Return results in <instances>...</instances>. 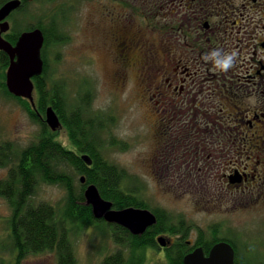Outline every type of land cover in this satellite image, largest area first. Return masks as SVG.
Here are the masks:
<instances>
[{"label":"rangeland","instance_id":"1","mask_svg":"<svg viewBox=\"0 0 264 264\" xmlns=\"http://www.w3.org/2000/svg\"><path fill=\"white\" fill-rule=\"evenodd\" d=\"M132 6L138 10L144 7L152 15L156 9L153 0H35L25 10H16L8 20L15 29L38 23L45 26L54 13L65 11L63 31L69 40L49 46L47 72L51 82L63 85L68 107H76L78 93L89 90L92 99L86 106L93 113H109L115 118L109 130L100 136L107 160L127 172L130 186L140 190L151 208L164 209L190 226L187 240L195 241L201 230L207 236L211 234L208 231H216L219 237H233L237 241L241 263L264 264V193H260L264 190L255 185V179L249 178L235 187L224 177L234 173L235 167L256 168L255 158H247L246 151L258 139L252 141V131L245 129L233 147L210 145L203 130L175 124L170 96L164 101L145 92L144 81L136 76L131 64H127L129 81H119V16L129 15L126 8ZM109 7L116 14L113 24L105 19ZM152 15L150 18L136 11L135 22L126 34L153 41L157 33L147 28L158 18ZM139 29L141 37L134 36ZM41 130V124L29 116L26 107L0 89V144L12 142L16 152H20L39 140ZM58 132L57 139L67 148L72 147L65 130ZM120 140L127 142L128 148L120 149L111 143ZM240 151L243 154L237 156ZM9 166H0V181L8 176ZM66 171L80 185V175L72 168ZM67 200V191L61 185L42 181L32 197L34 203L53 205L59 217ZM11 215L9 203L0 196V264H11L16 256ZM67 226L72 229L78 264H100L118 249L106 225L97 224L81 231L70 223ZM247 250L252 257L244 253ZM165 256L161 248H150L146 264H166ZM21 264H58V260L56 253L49 251L28 254Z\"/></svg>","mask_w":264,"mask_h":264},{"label":"trees","instance_id":"2","mask_svg":"<svg viewBox=\"0 0 264 264\" xmlns=\"http://www.w3.org/2000/svg\"><path fill=\"white\" fill-rule=\"evenodd\" d=\"M8 0H0V7ZM35 1V0H34ZM55 1V0H50ZM28 0H23L17 9L23 11L28 7ZM65 11L54 13L47 25L29 24L24 29H15L11 24L8 40L15 44L24 31L40 28L45 36L42 48L44 61L43 73L34 77L35 107L28 99L12 95L6 85V68L10 58L0 50V89L8 96L19 101L32 119L37 120L42 127L39 140L24 150L16 152L12 142L0 144V166H9L8 176L0 181V196L5 198L12 209L10 217L11 238L16 256L11 264H21L22 259L31 253L54 251L58 264H78L74 253L72 229L68 223L79 231L106 225L111 230L112 238L118 249L106 256L100 264H146L148 249L159 250V236L180 235L177 245L166 249L164 262L166 264H184L185 255L191 250L202 247L209 254L212 245L221 241L233 242L237 254L236 263L240 262L237 241L232 237H219L216 231L209 236L203 231L199 233L193 247L188 246L187 236L190 226H186L172 213L161 209L151 208L142 199L140 190L131 187L129 175L122 168L107 160L102 151L101 134L108 131L115 118L109 113H93L89 107L92 99L91 91L78 93V105L68 107L63 85L51 82L47 72V49L49 46L65 44L69 37L63 31ZM15 25V23H14ZM88 105L86 106V104ZM52 106L58 114L62 127L59 130L67 133L72 147L67 148L57 139L58 131L54 132L46 122V109ZM89 114V116L85 117ZM57 139V140H56ZM113 146L120 149L128 148V143L120 140L111 141ZM88 154L92 165L88 166L81 158ZM66 168H72L86 182L76 185L74 178L67 174ZM61 185L66 191L68 200L61 217L56 208L47 203H34L32 197L38 183ZM81 182V178H80ZM97 186L101 196L113 204V209L122 210L129 207L149 209L157 216L156 224L150 226L142 235H133L126 228L104 219L94 217L92 206L86 203L85 189L88 185ZM167 239V238H166Z\"/></svg>","mask_w":264,"mask_h":264},{"label":"flooded vegetation","instance_id":"3","mask_svg":"<svg viewBox=\"0 0 264 264\" xmlns=\"http://www.w3.org/2000/svg\"><path fill=\"white\" fill-rule=\"evenodd\" d=\"M153 2L154 15L144 7L138 10L132 6L126 8L129 15L121 13L119 16L122 26L121 35L116 39L121 62V65L118 63L119 81L122 84L129 81L127 64H131L136 76L144 81L145 92L164 101L170 96L175 124L203 130L210 145L232 146L241 138L242 130L252 131V141L258 140L253 141L254 146L246 151V157L255 158L256 168L235 167L234 173L224 177L235 187L249 178L255 179L258 180L255 185L264 190V0ZM136 11L158 18L147 28L157 33L153 41L130 38L126 34L135 22ZM12 14L7 20H11ZM105 19L111 24L115 22L116 14L111 7ZM9 32L3 34L7 40ZM141 32L139 29L134 36L141 37ZM212 49L235 51L234 64L226 71L219 69L212 59L206 58ZM165 237L168 245L160 247L164 252L181 239L180 235ZM221 241L234 247L236 263L237 250L233 242ZM187 242L193 247L196 240ZM244 253L252 257L249 250Z\"/></svg>","mask_w":264,"mask_h":264},{"label":"water","instance_id":"4","mask_svg":"<svg viewBox=\"0 0 264 264\" xmlns=\"http://www.w3.org/2000/svg\"><path fill=\"white\" fill-rule=\"evenodd\" d=\"M32 1L34 0H28V2ZM21 6L22 0H9L0 7V50L10 58L6 72V85L9 92L16 97L30 100L32 106L35 107L33 79L41 75L44 69L42 59L44 33L40 28L24 31L15 44L3 37V34L10 30L7 18ZM46 122L52 130L62 127L60 118L52 106L46 109ZM81 158L88 166L92 165L93 161L90 155L83 154ZM85 182L86 178L82 176L81 183ZM235 182H241V179H235ZM84 194L86 203L92 206L95 218L120 225L133 235H142L157 222V216L149 209L135 207L122 210L113 209V204L101 196L94 184L88 185ZM157 241L161 247L168 245V240L164 236H159ZM184 264H235V250L226 241L216 243L209 255H205L202 247H197L185 255Z\"/></svg>","mask_w":264,"mask_h":264},{"label":"clouds","instance_id":"5","mask_svg":"<svg viewBox=\"0 0 264 264\" xmlns=\"http://www.w3.org/2000/svg\"><path fill=\"white\" fill-rule=\"evenodd\" d=\"M235 51H222L220 49H212L206 56L208 59H212L214 64L222 70H227L235 62Z\"/></svg>","mask_w":264,"mask_h":264}]
</instances>
